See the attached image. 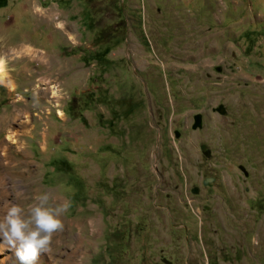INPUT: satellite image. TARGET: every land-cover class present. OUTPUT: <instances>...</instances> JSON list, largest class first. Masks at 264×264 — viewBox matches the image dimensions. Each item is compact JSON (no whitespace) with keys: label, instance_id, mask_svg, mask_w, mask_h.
<instances>
[{"label":"rangeland","instance_id":"1","mask_svg":"<svg viewBox=\"0 0 264 264\" xmlns=\"http://www.w3.org/2000/svg\"><path fill=\"white\" fill-rule=\"evenodd\" d=\"M5 1L0 205L71 204L38 264H264V0Z\"/></svg>","mask_w":264,"mask_h":264},{"label":"clouds","instance_id":"2","mask_svg":"<svg viewBox=\"0 0 264 264\" xmlns=\"http://www.w3.org/2000/svg\"><path fill=\"white\" fill-rule=\"evenodd\" d=\"M70 202H55L45 191L27 207L5 202L0 205V246L14 251L18 264H38L51 251L56 233L64 230V214Z\"/></svg>","mask_w":264,"mask_h":264},{"label":"bare ground","instance_id":"3","mask_svg":"<svg viewBox=\"0 0 264 264\" xmlns=\"http://www.w3.org/2000/svg\"><path fill=\"white\" fill-rule=\"evenodd\" d=\"M4 81H5L4 59L2 57H0V82H4ZM11 87H12V85H11ZM18 115L19 114L14 113V114L10 115L9 117L1 116L0 117V132H5V133L9 132L8 130H9L10 124L13 121H15V119L18 118ZM22 125H24V124H22ZM15 134H11V135L9 134L10 141H8V142H5L3 140L0 141V150H3L2 153L0 152V163L2 164V165H0L1 166L0 167V184H2V181L4 179V177H3L4 169H6L7 166H8L7 163H4V160L9 158L11 147L12 146L15 147L16 143H18V139L14 138ZM17 135H18V138H19L20 134H17Z\"/></svg>","mask_w":264,"mask_h":264},{"label":"water","instance_id":"4","mask_svg":"<svg viewBox=\"0 0 264 264\" xmlns=\"http://www.w3.org/2000/svg\"><path fill=\"white\" fill-rule=\"evenodd\" d=\"M194 119H195V122L193 124V127H197L198 125H200V122H201V117H200V114H196L194 116Z\"/></svg>","mask_w":264,"mask_h":264},{"label":"trees","instance_id":"5","mask_svg":"<svg viewBox=\"0 0 264 264\" xmlns=\"http://www.w3.org/2000/svg\"><path fill=\"white\" fill-rule=\"evenodd\" d=\"M6 1L5 0H0V7L5 5ZM105 52L108 51L107 49L104 50Z\"/></svg>","mask_w":264,"mask_h":264}]
</instances>
